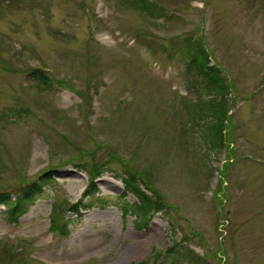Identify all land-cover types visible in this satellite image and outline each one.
I'll return each instance as SVG.
<instances>
[{
	"label": "rangeland",
	"instance_id": "rangeland-1",
	"mask_svg": "<svg viewBox=\"0 0 264 264\" xmlns=\"http://www.w3.org/2000/svg\"><path fill=\"white\" fill-rule=\"evenodd\" d=\"M136 1L0 0V194L43 182L0 204V264H264V0ZM126 173L164 207L138 215Z\"/></svg>",
	"mask_w": 264,
	"mask_h": 264
},
{
	"label": "trees",
	"instance_id": "trees-1",
	"mask_svg": "<svg viewBox=\"0 0 264 264\" xmlns=\"http://www.w3.org/2000/svg\"><path fill=\"white\" fill-rule=\"evenodd\" d=\"M136 3H139L138 7L141 6L143 9H147L146 0H137ZM136 6V4H134ZM149 11V10H148ZM193 53L190 57L192 63L197 65L199 72L203 79L205 80L207 87H209L210 91L214 93V95L219 97L218 100H213L210 104V114L213 118L211 123L207 124V128L213 132L215 135L216 140L219 139V134L222 132L223 125L227 119V107L225 104V98H223L229 92V84L226 83V78L221 69L214 65H210L208 54L202 49V47L195 43L193 46ZM33 74L43 77L44 71L41 69H34ZM215 97V98H216ZM94 176L91 175L90 182H89V189L85 191V195L92 194L93 191L91 189L95 187L94 179L100 175L99 172H93ZM122 183L124 185V190L122 195L132 194L138 200V204L133 205V210L138 212V215L148 218L150 215L154 214L158 210H161L164 207V204L160 201H157L153 196L149 195L146 191H144L140 185L136 182V177L133 175L126 173L125 175L121 176ZM147 184V183H146ZM147 186L151 187L149 184ZM43 182L38 183H31L30 185H26L20 191L19 196L14 201H11L7 195L0 194V203L1 202H10L11 208L10 212L14 213L20 209H25L26 204L31 202L36 196H40L42 193ZM147 187V188H149ZM150 189V188H149ZM151 190V189H150ZM152 191V190H151ZM71 209L77 211V204H73ZM55 222L54 229L62 230L66 226V222H59L57 221L56 215L54 216ZM176 243H172L171 246L167 248V252L169 254L174 251ZM183 251H178L177 254L179 257H184L185 259L189 260V254L186 251L184 254H181ZM147 261H142L140 263L134 264H146Z\"/></svg>",
	"mask_w": 264,
	"mask_h": 264
}]
</instances>
